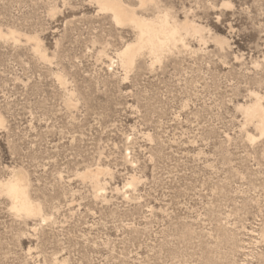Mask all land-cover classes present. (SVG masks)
I'll return each mask as SVG.
<instances>
[{"label":"rangeland","instance_id":"374dc122","mask_svg":"<svg viewBox=\"0 0 264 264\" xmlns=\"http://www.w3.org/2000/svg\"><path fill=\"white\" fill-rule=\"evenodd\" d=\"M119 1L201 33L126 70L95 0H0V183L42 210L0 190V264H264V0Z\"/></svg>","mask_w":264,"mask_h":264},{"label":"bare ground","instance_id":"6f19581e","mask_svg":"<svg viewBox=\"0 0 264 264\" xmlns=\"http://www.w3.org/2000/svg\"><path fill=\"white\" fill-rule=\"evenodd\" d=\"M102 11L112 14L115 23L119 26H131L137 30V38L127 44L125 48L117 53V57L122 67L126 70L131 69L137 59L148 52L154 60H160L163 53L169 51L171 46L182 40L184 31H194L201 33L198 27L192 23L185 22L183 25L171 23L168 13L157 15L154 19H149L138 15L136 10L126 6L119 0H95ZM141 6L153 3V0H139ZM190 22V21H189ZM202 31V28H201ZM192 33V32H191ZM17 33L11 32L10 35L17 42ZM21 36V35H20ZM7 39V34L0 29V40ZM10 39V40H12ZM21 40V39H20ZM33 40V39H32ZM19 41V40H18ZM30 41V40H29ZM35 41V40H34ZM15 42V43H16ZM36 53L43 57L40 43L36 40ZM221 44L225 41L221 40ZM165 52V53H166ZM264 95H258L251 105L246 107L245 115L248 121H256V127L264 134ZM243 110V109H242ZM4 120L0 114V126ZM15 170V169H14ZM25 173V172H24ZM26 176L19 171H12V176L5 182L0 183L1 193L4 194L11 202L12 210L17 215L26 220L33 217H39L42 213L41 207L31 199ZM29 182V181H28ZM130 185H133L132 183ZM65 263V262H64Z\"/></svg>","mask_w":264,"mask_h":264}]
</instances>
